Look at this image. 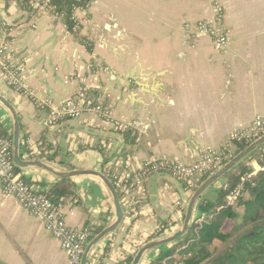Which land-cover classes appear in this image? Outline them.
Segmentation results:
<instances>
[{
    "label": "crops",
    "instance_id": "1",
    "mask_svg": "<svg viewBox=\"0 0 264 264\" xmlns=\"http://www.w3.org/2000/svg\"><path fill=\"white\" fill-rule=\"evenodd\" d=\"M219 9L229 36L228 47L220 52L210 38L191 34L200 21L214 19ZM75 20L77 27L70 31L53 13L39 9L30 16L18 1L0 0L2 41L10 43L9 60L16 62L18 77L31 94L15 91L0 74V96L19 115L21 139L27 136L38 150L31 155L25 142L26 149L20 152L24 161H40L58 172L96 171L109 179L113 173H137L147 162L191 164L219 150L231 134L264 115V0H97L89 11H76ZM50 30H56L59 41L47 58L48 72L38 75V70H31L37 57L26 70L17 56L24 50H28L24 57L32 54L51 37ZM83 38L92 43L91 52L81 43ZM49 62L65 84L55 82ZM104 63L113 71L111 80L106 68L98 71ZM84 88L99 92L98 103L108 110L110 120L126 124L133 140L96 113L49 124V107L39 103L63 109L79 95L74 104L81 105ZM0 123L14 132L13 117L1 102ZM42 138L65 165L36 157ZM247 164L257 173L264 161L256 155ZM20 174L45 185L60 180L39 168H25ZM227 175L199 199L191 226L195 220H206L197 207L217 202L219 191L228 184ZM210 177L205 181L199 177L197 190ZM71 180L79 203L66 202L67 224L100 233L113 225L116 208L104 183L94 176ZM192 196L166 172L153 174L140 214L133 220L124 216L119 228L100 241L91 255L100 264L134 260L147 244L182 229ZM177 200L185 203L183 212L175 208ZM159 225L167 229L155 238ZM148 253L141 264L159 256L147 260ZM0 264H69L59 241L17 200L4 196L1 182Z\"/></svg>",
    "mask_w": 264,
    "mask_h": 264
},
{
    "label": "built area",
    "instance_id": "2",
    "mask_svg": "<svg viewBox=\"0 0 264 264\" xmlns=\"http://www.w3.org/2000/svg\"><path fill=\"white\" fill-rule=\"evenodd\" d=\"M97 0H87L82 10L89 11ZM33 7L50 12L45 5L39 4V0H33ZM51 13V12H50ZM223 14L219 9L215 18L212 20L200 21L191 34L199 37H207L212 40L216 51H223L229 45V36L223 27ZM11 45L8 41H0V74L5 79L9 87L17 92L31 95L21 83L18 77V69L9 60L8 52ZM42 108H48V122L51 126H57L64 119H76L82 113H96L106 120H110L108 110L93 99L82 96V104L76 105L71 101L66 103L63 109H56L50 106L49 102H40ZM114 128L124 133L129 131V127L116 120H110ZM264 137V115H257L252 124L245 130L234 132L224 142L219 150H211L204 154L200 159L191 164H180L169 160L143 163L137 173L132 175H121L113 173L110 181L120 195V202L124 216L135 219L141 212V207L145 202L147 182L156 173L166 172L172 178L184 184V191L193 195L197 190L196 181L199 177L212 176L219 172L227 163L234 158V142H247L250 145ZM27 149L31 155L35 154L34 142L27 139ZM264 152V149H263ZM13 161V141L7 138L0 127V182L4 196L15 199L32 216L38 218L43 223L45 230L59 241L63 251L68 255L69 264H81L87 245L93 238V228L85 227L82 229L71 228L66 222L65 206L66 202L55 203L47 194L37 193L34 187L25 182L21 174L16 173ZM264 170V165L262 169ZM253 172L248 177H251ZM244 182V181H243ZM226 184L223 189L227 190ZM242 185L230 191L227 196V204L235 205L241 195ZM79 203L78 199L70 200V205ZM185 203L177 200L175 208L183 212ZM195 225H201L203 220H195ZM163 226H157V233H161ZM99 258L91 255L88 264H100ZM127 264V260L123 261ZM162 264H166L163 262Z\"/></svg>",
    "mask_w": 264,
    "mask_h": 264
},
{
    "label": "trees",
    "instance_id": "3",
    "mask_svg": "<svg viewBox=\"0 0 264 264\" xmlns=\"http://www.w3.org/2000/svg\"><path fill=\"white\" fill-rule=\"evenodd\" d=\"M16 1L30 16L35 15L39 10L33 7V0ZM86 2L87 0H39L40 6L45 5L51 13L62 19L70 31H74L77 27L76 10L83 8ZM3 31H8V28L3 27ZM80 41L86 45L90 52L93 50L92 43L84 38ZM84 94L86 98L98 102L100 95L98 91L91 90ZM0 127L3 134L13 141L12 130L2 123H0ZM130 134V130L123 133L126 139L131 141L133 137ZM27 139V136L21 139V154L26 149ZM233 144L236 146L235 157L250 146L245 141ZM37 145L41 150L40 154L36 156L39 160L65 165L59 160V153L55 150L53 153V148L47 144L44 138ZM263 149L264 146L228 173L226 178L229 188L227 190L222 188L219 191L217 202L198 205V213L206 214V220L201 225L193 223L189 231L176 243L161 247L160 249L165 248V251L150 264H162L163 262L166 264H264V170L248 177L252 173V169L247 164L248 159L256 155H260L264 161ZM15 171L20 174L23 169L15 167ZM208 177L204 176L203 180L205 181ZM24 179L28 185L34 187L35 192L47 194L55 203L78 199L76 184L71 179H58L47 185L41 182H32L25 177ZM240 185H242L241 195L236 204L228 205L227 196L231 190ZM166 229V226H163L161 233H156L155 238L163 234ZM99 233L100 230H94L93 238ZM217 243L223 246L222 251H219ZM132 261V258L129 259L127 264H132Z\"/></svg>",
    "mask_w": 264,
    "mask_h": 264
},
{
    "label": "water",
    "instance_id": "4",
    "mask_svg": "<svg viewBox=\"0 0 264 264\" xmlns=\"http://www.w3.org/2000/svg\"><path fill=\"white\" fill-rule=\"evenodd\" d=\"M48 33L51 34V37H49L48 39L42 41V43L32 52V54H30L27 57H24V55L28 52V50H24L23 52H21L20 55L17 56V59H19V61H23V65H24L26 70H27V65L29 63H31L32 61H34V58L37 57V60H35V62H33L34 64H33V67L31 68V70L32 71L33 70L34 71L38 70V72H37L38 75L46 74L48 72V68L46 66L47 58L51 57L50 52L55 50V48L57 47V43L59 41V38L57 36L56 30H50ZM2 38H3V33H2V26L0 24V41L2 40ZM41 54H42V56H40ZM50 64L51 63L49 62V68L52 70V72L54 74L53 78L55 79V82L56 83L59 82L60 84H65L64 80L62 78H60L59 76H57L56 67L53 66V65H50ZM14 65H16L15 61H14ZM74 67H75V65H74ZM97 68H98V71L101 72V73L106 68L107 69V74L111 75V76L108 77V79L111 80V78L113 77V74H111V73L113 71L110 70V67L107 66V64L104 63V66H98ZM89 70L92 71V68L89 69ZM19 72H21L20 68H19ZM121 78H125V76H123ZM98 80L99 81L101 80L100 76L98 77ZM100 84L102 85L101 82H100ZM116 84H119V83L117 82ZM81 85L83 86V84H81ZM83 87H86V86L84 85ZM83 91L87 92V91H91V90L87 89V88H84ZM102 91L104 92L105 89L103 88ZM79 97H80L79 95H76L75 97L70 99V101H72L73 103H76L75 101ZM0 102L6 108H8V110L10 111V113H11V115L13 117V122H14L13 161H14V164H15L16 167H18L20 169H25V168H29V167L39 168L41 170L49 172L50 174H52L55 177L60 178V179H73V178H76V177H79V176H94V177L99 178L104 183V185L108 189L110 195L112 196V199L114 201V205H115V208H116V222L113 225H111L110 227H108L107 229L103 230L99 235H97L87 245V247L85 249V252H84V255H83V259H82V263L81 264H88V262L90 260V257H91V254L93 253V249L105 237H108L111 234H113L119 228L121 223L123 222L124 212H123V208L121 206L120 197H119L118 192L114 188V186H113L112 182L110 181V179L108 177H106L105 175H103L102 173H100V172H96V171L58 172V171L54 170L53 168H51L50 166H48L47 164H45L43 162H40V161H24L21 158V156H20L21 125H20L19 115L17 114L15 108L8 101L3 99L1 96H0ZM263 146H264V137L259 139L256 142H254L253 144H251L246 150H244L243 152L238 154L229 163H227L219 172H217L216 174L212 175L193 194V196H192V198H191V200H190V202L188 204V207H187L186 217H185V221H184V225H183L182 229L177 234H175L174 236H171V237L166 238V239L154 241V242H151V243L147 244L146 246H144L138 252V254L135 256L134 260L132 261V264H141V261H142L144 255L146 253H148V252H150V251H152L154 249L161 248L163 246H168V245L174 244L179 239H181L189 231V229L191 227V223H192V220H193L196 204L199 201V199L202 197L204 192L208 188L213 186L217 181H219L222 178H224V176H226L233 168H235L241 162L246 160L252 153H254L255 151H257L258 149H260Z\"/></svg>",
    "mask_w": 264,
    "mask_h": 264
},
{
    "label": "rangeland",
    "instance_id": "5",
    "mask_svg": "<svg viewBox=\"0 0 264 264\" xmlns=\"http://www.w3.org/2000/svg\"><path fill=\"white\" fill-rule=\"evenodd\" d=\"M207 197H208V194L206 195ZM182 242V240L180 241V243ZM217 246H218V248H219V251L222 249H224L223 248V246L221 245V244H219V243H217ZM221 250V251H222ZM165 251V248H163V250H161L160 248H157V249H154V250H152V251H150L146 256H145V259H147V260H151V259H153L154 258V255H159V254H161L162 252H164Z\"/></svg>",
    "mask_w": 264,
    "mask_h": 264
}]
</instances>
